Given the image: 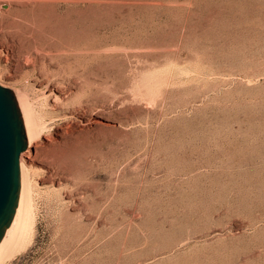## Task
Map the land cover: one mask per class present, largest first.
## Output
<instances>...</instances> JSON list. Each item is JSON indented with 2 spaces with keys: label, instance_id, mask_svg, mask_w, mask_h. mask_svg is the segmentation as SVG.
<instances>
[{
  "label": "rangeland",
  "instance_id": "rangeland-1",
  "mask_svg": "<svg viewBox=\"0 0 264 264\" xmlns=\"http://www.w3.org/2000/svg\"><path fill=\"white\" fill-rule=\"evenodd\" d=\"M35 45L71 100H33L35 205L3 264H264V0H0L17 80Z\"/></svg>",
  "mask_w": 264,
  "mask_h": 264
},
{
  "label": "bare ground",
  "instance_id": "bare-ground-1",
  "mask_svg": "<svg viewBox=\"0 0 264 264\" xmlns=\"http://www.w3.org/2000/svg\"><path fill=\"white\" fill-rule=\"evenodd\" d=\"M15 1H20L21 3H24L25 6H29V7H32V9H36L38 7L46 5V2L48 0H15ZM44 51H46L45 48L35 45V47L32 48L31 53L23 56V64L29 68V71L27 70H26L27 72L25 71L24 77H26V80L20 81V80H17V78H15L14 75L11 74V71L13 69L16 70L17 68L10 62L11 55L9 56L8 51H4V49H0V60L1 59L4 60L6 64L5 69L6 71H8V72L0 71V85L1 86L3 85L2 83L4 79L9 78L10 80L9 85L3 86V87L9 89L14 96V99L20 110V114H21L22 121L24 124L25 135H26V147L24 151L22 152L21 158H20V168H21L20 197H19V201L16 207L14 219L12 223L6 228L4 236L0 241V264H3L4 261L11 256L10 253L15 248V246H19L17 245V243L19 241L21 242V240L23 239V233L28 224V219H31V218H28V215H29L30 209L32 208V203L34 204V201L32 202L33 199L31 198L27 199V190L28 189L32 190L31 189L33 188L32 186L34 185L36 186L37 183H35L34 176H36L38 172L30 171L29 165L35 161L34 154L37 149L36 143H37V140L41 137L40 134L42 133V128H44V124H45V123L44 124L40 123L41 121L38 119V116L36 115L33 109V105H34L33 100L40 101L42 103L41 106L43 105L45 109L47 106V108H49L51 112L55 113L56 117L60 116L62 110L67 107L68 105L67 100H71L70 98L68 99V95L65 94L66 92H64L63 88L59 84L54 83L51 80L52 78L46 79V77H42V80L38 79L37 77L38 72H37L36 66L38 62L42 60V58H40V55L41 54L51 55L52 53V50H49L43 53ZM37 110L39 109L37 108ZM45 111L46 110H44V112ZM33 177H34V180L32 181ZM42 180L45 183L50 182L52 186L56 185L55 182L50 178L44 177Z\"/></svg>",
  "mask_w": 264,
  "mask_h": 264
},
{
  "label": "water",
  "instance_id": "water-1",
  "mask_svg": "<svg viewBox=\"0 0 264 264\" xmlns=\"http://www.w3.org/2000/svg\"><path fill=\"white\" fill-rule=\"evenodd\" d=\"M26 135L11 91L0 85V241L12 223L20 197V158Z\"/></svg>",
  "mask_w": 264,
  "mask_h": 264
}]
</instances>
